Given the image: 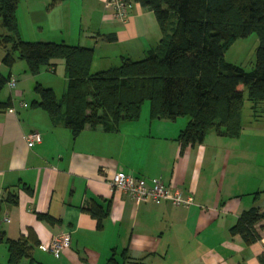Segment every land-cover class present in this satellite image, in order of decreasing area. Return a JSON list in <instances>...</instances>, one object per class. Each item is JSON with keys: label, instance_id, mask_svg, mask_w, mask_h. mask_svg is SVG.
<instances>
[{"label": "crops", "instance_id": "crops-1", "mask_svg": "<svg viewBox=\"0 0 264 264\" xmlns=\"http://www.w3.org/2000/svg\"><path fill=\"white\" fill-rule=\"evenodd\" d=\"M55 1L19 0L21 38L31 41L18 15L24 9L34 41L91 48L93 73L117 67L122 57L144 59L162 38L153 14L133 0H128L124 23L112 17L105 0ZM4 53L0 48V73L17 86L13 67L26 66L16 59L7 69L1 62ZM62 73L66 85L64 65ZM11 93L12 106L0 111V230L12 241L30 232L38 242L32 251L36 264H104L112 250L127 251L124 264H261L264 222L257 226L261 240L252 245L230 236L229 229L243 211L264 208L262 128L249 122L246 129L241 116L238 137L209 132L201 144L182 151L176 139L185 119H139L122 122L114 133L86 129L73 138L61 120L52 122L43 110L15 103ZM14 94L21 96L20 91ZM251 112L255 124L262 121L255 120L252 105ZM34 131L41 141L28 148L24 137ZM116 172L148 186L160 179L180 189L191 204L136 203L109 186ZM8 194L17 196V205L7 200ZM90 203L108 209L101 230L81 211ZM36 214L57 222H41ZM62 233L70 235L68 248L57 258L47 255L43 245ZM6 260V247L0 244V264Z\"/></svg>", "mask_w": 264, "mask_h": 264}, {"label": "trees", "instance_id": "trees-1", "mask_svg": "<svg viewBox=\"0 0 264 264\" xmlns=\"http://www.w3.org/2000/svg\"><path fill=\"white\" fill-rule=\"evenodd\" d=\"M133 1L153 14L162 36L158 46L140 61L122 57L117 67L91 73V48L23 40L16 16L19 0H0V28L5 31L0 34V48L5 52L2 65L11 68L16 59L21 60L33 77L42 69L54 72L56 61L64 65L67 82L61 102L51 89L36 85L39 98L31 102V108L43 110L52 122L61 120L75 138L86 129L117 132L122 122L138 121L148 103L150 120L185 119V128L176 139L181 151L201 144L209 132L238 137L243 89L254 115L264 114V0ZM252 34L258 46L251 69L225 62L227 49ZM8 81L0 73V93ZM11 106L8 98L0 102V111ZM7 200L17 205L16 195L8 194ZM81 211L102 229L107 208L90 203ZM36 218L50 225L57 222L47 214H36ZM262 222L264 208L252 207L239 215L229 235L252 245L261 240L257 226ZM0 244L6 247V264H19L23 259L36 264L32 251L38 242L30 232L27 238L12 241L0 230ZM127 260L126 250L119 254L112 250L104 264ZM260 263L264 264V253Z\"/></svg>", "mask_w": 264, "mask_h": 264}, {"label": "rangeland", "instance_id": "rangeland-1", "mask_svg": "<svg viewBox=\"0 0 264 264\" xmlns=\"http://www.w3.org/2000/svg\"><path fill=\"white\" fill-rule=\"evenodd\" d=\"M20 21L23 23V25L26 27V30L29 32V38H31V41L29 42H37L34 41V35L32 32H30L31 26L29 25L28 18H24L22 16H26L24 13V9L18 12ZM23 20L26 22L24 23ZM22 25V26H23ZM73 28V27H72ZM72 31V29H71ZM0 34H5V31L0 28ZM28 38V37H27ZM58 40V39H57ZM54 42V41H51ZM56 42H61L56 41ZM258 46V41L256 35L252 34L247 38L244 39H237L225 52L224 54V61L233 64L239 67H242L244 70L249 71L254 64L255 61V49ZM23 65L25 66V63L22 61ZM56 63L59 65L58 70L56 73H52L51 71H47L46 69L40 70L39 74L37 76H31L26 72V67L24 69H18L13 67L14 72L13 75L16 77L17 80V86L15 89L11 90L9 89L8 85L4 87V89L0 93V100L6 101L10 97V92H12V96L15 99V103H25L27 106L31 107L30 104L34 100H38V94L34 91V87L36 85H40L42 88H48L51 89L56 97V100L58 103L61 102L62 96L65 93L66 85L65 80L63 79V65L61 61H56ZM17 67V66H16ZM10 69V68H7ZM8 71V70H7ZM91 73H93L91 71ZM27 78L28 82H23L22 80ZM22 81V82H21ZM15 91H20L21 96L16 99L15 98ZM244 93V105L242 108V125L244 124L246 126V129L249 125L252 123L253 128H262L260 131L264 134V114L263 113H256L255 120L261 119L262 121L255 122L252 121V112H251V103L247 100L246 90L243 89ZM263 107V106H262ZM140 119H148V103H145V105L142 108ZM250 122V124H248ZM248 124V125H247ZM245 129V130H246ZM247 131V130H246Z\"/></svg>", "mask_w": 264, "mask_h": 264}, {"label": "built area", "instance_id": "built-area-1", "mask_svg": "<svg viewBox=\"0 0 264 264\" xmlns=\"http://www.w3.org/2000/svg\"><path fill=\"white\" fill-rule=\"evenodd\" d=\"M105 8L111 11L112 17L124 23L128 17L129 3L127 0H105ZM9 89L16 87L14 79H9L7 83ZM28 148L40 143L41 138L37 132H30L24 137ZM109 186L115 190L128 195L134 202H169L174 208H186L191 204L189 197H184L178 188L166 187L160 179L152 181L148 186L140 178L126 175L120 172L113 173L108 181ZM70 245V235L62 233L53 236L50 241L43 245V250L47 255L57 258Z\"/></svg>", "mask_w": 264, "mask_h": 264}]
</instances>
